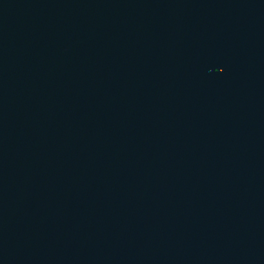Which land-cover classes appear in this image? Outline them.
I'll use <instances>...</instances> for the list:
<instances>
[{"label":"water","instance_id":"95a60500","mask_svg":"<svg viewBox=\"0 0 264 264\" xmlns=\"http://www.w3.org/2000/svg\"><path fill=\"white\" fill-rule=\"evenodd\" d=\"M0 264H264V0H0Z\"/></svg>","mask_w":264,"mask_h":264}]
</instances>
